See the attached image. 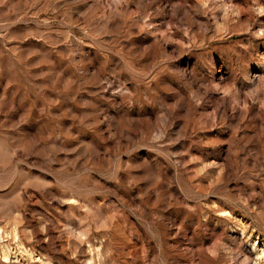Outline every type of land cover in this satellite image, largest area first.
<instances>
[{
	"label": "rangeland",
	"instance_id": "374dc122",
	"mask_svg": "<svg viewBox=\"0 0 264 264\" xmlns=\"http://www.w3.org/2000/svg\"><path fill=\"white\" fill-rule=\"evenodd\" d=\"M0 264H264V0H0Z\"/></svg>",
	"mask_w": 264,
	"mask_h": 264
}]
</instances>
